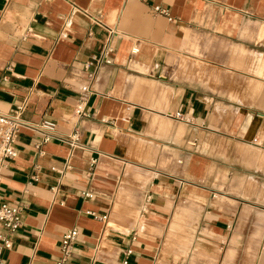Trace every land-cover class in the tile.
Wrapping results in <instances>:
<instances>
[{
    "label": "crops",
    "instance_id": "obj_1",
    "mask_svg": "<svg viewBox=\"0 0 264 264\" xmlns=\"http://www.w3.org/2000/svg\"><path fill=\"white\" fill-rule=\"evenodd\" d=\"M25 102L4 264H56L74 228L67 264H264V0H0V113Z\"/></svg>",
    "mask_w": 264,
    "mask_h": 264
},
{
    "label": "built area",
    "instance_id": "obj_2",
    "mask_svg": "<svg viewBox=\"0 0 264 264\" xmlns=\"http://www.w3.org/2000/svg\"><path fill=\"white\" fill-rule=\"evenodd\" d=\"M4 1L9 2L10 0ZM156 12L166 15V13L160 9H156ZM60 38L63 40L67 39L68 34L63 32ZM110 53L111 48L105 49L98 60H94L92 64L85 67L87 82L81 86L79 98L75 106L76 117L78 119L87 116L86 110L93 94V85L96 81L97 69L102 64H111ZM91 68H94V70H91ZM27 106V102H25L13 108L9 113H0V178L1 172L6 168L7 162L17 156L15 142L20 131L26 126L23 122V115ZM174 119L180 120L181 115L176 114ZM56 129L57 126L54 122L46 120L37 126L35 131L42 136V142L46 144L54 139ZM67 143L73 150L80 148L78 132H74V134L67 139ZM85 197L90 198L89 195ZM88 214L101 221H107L108 219L106 216L98 217L93 213ZM21 227L22 223L18 210L0 201V264H4L3 254L12 250V239ZM79 235L80 233L77 228L68 230L64 233L60 245V256L56 264H67V262L73 258Z\"/></svg>",
    "mask_w": 264,
    "mask_h": 264
}]
</instances>
